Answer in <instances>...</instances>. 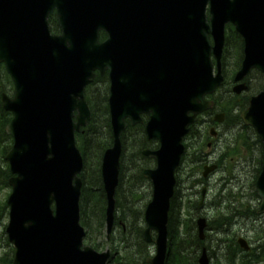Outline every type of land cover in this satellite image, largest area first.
Segmentation results:
<instances>
[{
  "label": "water",
  "instance_id": "1",
  "mask_svg": "<svg viewBox=\"0 0 264 264\" xmlns=\"http://www.w3.org/2000/svg\"><path fill=\"white\" fill-rule=\"evenodd\" d=\"M54 11L60 34L50 29ZM228 23L245 42L235 81H243L253 68L264 72V0H0V62L15 84L14 97L2 95L4 109L14 115L6 128L14 139L6 156L12 173L6 230L14 248L12 264H107L110 259V250L84 246L80 223L83 157L75 133L91 120L84 92L96 70H109L111 80L114 144L102 164L107 233L114 226L126 119L136 124L149 114L147 137L160 146L143 151L157 163L144 170L153 184L144 236L152 242L153 231L157 233V253L148 262L166 264L183 139L196 116L213 106L205 96L224 80L221 58ZM101 30L108 34L104 42ZM247 89L240 83L233 91ZM241 117L255 128L264 149V91L250 98ZM216 167L206 166L204 176ZM256 188L263 213L264 160ZM207 225L205 217L198 220L201 239ZM239 242L249 249L245 239ZM199 263L210 264L206 248Z\"/></svg>",
  "mask_w": 264,
  "mask_h": 264
},
{
  "label": "rangeland",
  "instance_id": "2",
  "mask_svg": "<svg viewBox=\"0 0 264 264\" xmlns=\"http://www.w3.org/2000/svg\"><path fill=\"white\" fill-rule=\"evenodd\" d=\"M229 26L230 24H227L226 34L229 32ZM228 47L229 50L224 53V58H222V66L227 71V75L237 70L242 60L241 51L238 50L235 39L230 41ZM260 78L261 76L257 71H253L247 79L251 83L252 90L240 96L235 105L226 107L227 105H224L222 102L218 105L221 108L228 109V114L232 113L235 116L237 114V118H231L228 122L225 121L221 124L219 135L216 139H213L210 133L205 131L203 127L204 121L208 117L210 118L209 114L205 113L201 116V122L193 130L195 135L186 139V143L190 147L189 152L185 153L181 167L177 170L175 201L177 203V209L179 207V217L190 218L194 215V221L200 216L207 217L210 228L207 229L208 237L205 244L208 247L211 264H229L227 262V255L232 252V246L234 245V241L231 239L235 238V240H238L239 237H245L251 247L254 248L260 243V241H256L255 236L264 235V214H257L260 199L256 196L255 187V180L260 173L262 165L263 153L260 144L254 141L257 137L255 131L244 127L239 121V114L248 107V103L244 107L241 106L240 102L244 100L243 98L245 96L257 95L264 89V85L262 84L264 79ZM229 83L230 80L217 92V94H224L223 100L226 103H232L233 101L230 100L231 96L227 92ZM5 84L7 85L5 87L9 91L8 93L14 95V84L9 79H6ZM107 91L101 83L95 86V92L98 94V98L101 93L108 96L109 88ZM97 107L100 113V110L105 109L100 105H97ZM8 123H6L5 127L0 124V202H2L1 200L7 201L11 193V187L2 186V184H5L1 182L2 180L6 181L4 169H6L8 163L5 160V156L13 145L12 138L2 133V130L6 132ZM231 125L232 127L230 128ZM131 129V131H128V129L125 132V153L120 170V182L122 174L124 175V179L120 187V194L116 196L117 200L120 201V206L117 207L116 211L117 215L122 216L124 219L127 218L128 222L132 221L129 215L131 208L142 210L152 199V184L141 174L139 175V170L142 171L143 168L156 166L154 160L147 161L148 159L138 156L141 148L140 143L144 139L140 131L134 128ZM203 135L205 138H211V141H216L218 148L215 149V145L209 147L207 141L204 144L198 142ZM148 145L150 148H156L158 143L157 141H149ZM5 149L7 150L6 152H4ZM139 159L141 160L140 162L138 161ZM216 159L221 161V168L218 172L213 173L209 179L204 181L202 179L203 166L209 164V160L215 161ZM89 164L91 167L90 172L92 173V168H96L97 164L93 156L90 158ZM200 179L204 181V184ZM198 180L199 182H197ZM203 187H207L209 192L205 201L200 205L201 190ZM0 209L2 211L1 207ZM88 210L91 213L85 219L91 229V235L94 237L95 231L97 232L98 214L95 207L90 206ZM225 218L230 219V223L221 225L220 222L224 221ZM7 224V216H0V258L13 259V247L9 243L6 233ZM126 225H129L130 228L129 223H126ZM142 225L145 226V223H142ZM121 230V226L115 229L113 236L116 239H119L122 233ZM103 232L105 238V227ZM195 233H197V226H195ZM106 242L97 250L105 251L107 247H110V244L107 245ZM130 243L134 244V249L139 250V244L135 240H130ZM85 244L93 245L89 242L88 237L85 240ZM144 244L142 245L144 253L147 251L150 256H153L156 251L155 244L146 242ZM200 247L201 245H199ZM241 255L239 254V256ZM0 264L6 263L2 261Z\"/></svg>",
  "mask_w": 264,
  "mask_h": 264
},
{
  "label": "trees",
  "instance_id": "3",
  "mask_svg": "<svg viewBox=\"0 0 264 264\" xmlns=\"http://www.w3.org/2000/svg\"><path fill=\"white\" fill-rule=\"evenodd\" d=\"M50 25L51 30L55 33H60L61 27L59 25L58 19L56 15L50 16ZM229 32L227 34V42L228 46L232 39H241V37L234 31V28L230 25ZM107 36L105 33H101V39H105ZM227 46L226 52L229 50ZM240 66V65H239ZM238 66V68H239ZM236 70L232 71L231 74L228 73L227 75V82L230 80L233 81L234 73ZM227 73V72H226ZM229 77V78H228ZM264 78V75L262 76ZM6 79L12 83L10 76L6 72L5 66L0 63V124L5 127L6 123L9 122L11 119V114L4 111L2 108L1 103V94L3 92H9L5 86ZM101 83L105 86L106 91L109 88V78L107 75L105 76H98L97 79L87 87L86 89V98L92 110V120L90 124L83 128L81 132L76 134L77 143L79 148L82 151L84 157V169L82 171L81 177L83 182L82 187V196H81V213L83 216V225L86 227L88 232V240L91 242L96 248H100L104 245V232L103 229L105 227V219H106V207H107V198L106 193L104 191L102 176H101V160L102 156L107 148L112 146L113 144V131L110 123V116H109V109H108V96L101 93L98 98V94L95 92V86ZM3 84V85H2ZM1 86H4L1 88ZM101 92V91H100ZM228 94L231 96L230 100H233L232 103H228L227 107L231 105L237 104V97L232 96L230 85L228 89ZM108 93V91H107ZM99 99V100H98ZM244 100L241 102V106H246L248 103V97L246 96L243 98ZM97 105L103 106L105 109L100 110ZM237 106V105H236ZM234 114L231 113V116L237 118V116H233ZM139 131L142 134L144 133V129L142 126H139ZM2 133L7 136L6 132L2 130ZM124 137L123 135V154L121 157V166H122V159L125 153L124 148ZM144 141L141 142V148L149 146V141L146 139V136L143 135ZM140 148V149H141ZM7 150L5 149L4 152ZM141 152V151H140ZM94 157L97 161L96 168L90 167V158ZM143 158V157H142ZM149 164V162H148ZM93 166V164H91ZM6 175L5 180H2L5 185L8 186V179L11 176L9 172V166L7 165L6 169H4ZM143 171V169H142ZM142 171L139 170V175L142 174ZM124 175H121V182L117 190V194H120V187L123 184ZM0 207V216L5 217L8 205L5 200H1ZM95 207L97 211V232L95 231V237L91 235V229L89 224L87 223L85 217L90 215V211L88 210L89 207ZM120 206V201L117 200V207ZM179 207L177 209V203L175 201V197L172 199L171 209H170V220H169V248L170 253L168 257L167 264H198V248L197 246L200 243L197 233H195V226L196 223L193 219L192 215L190 218H181L179 217ZM95 211V210H94ZM126 211V209H125ZM144 211L145 208L135 209L131 208L129 210V215L132 218L131 222H128L127 218H123L122 216L116 217V224L120 225L119 222H126L130 224L127 225L126 232L121 230L122 233L120 234L119 238L123 241V251L119 250V247H112L115 252H118V256L113 260L112 264H147V251L144 253L143 248V231L144 226ZM256 213V212H254ZM230 223V219L225 218L224 221H221L220 224H228ZM220 225V226H221ZM123 228V227H122ZM255 237L260 239V243L256 248H254L251 252H244L242 249L239 248L238 243L235 239H231L234 241V245L232 246V252L228 253L227 255V262L229 264H264V235H256ZM130 240H135L139 244V250L134 249V244L130 243ZM145 245V244H144ZM239 254H242L239 256ZM5 262L6 264H11L12 259L5 257L0 258V262Z\"/></svg>",
  "mask_w": 264,
  "mask_h": 264
},
{
  "label": "flooded vegetation",
  "instance_id": "4",
  "mask_svg": "<svg viewBox=\"0 0 264 264\" xmlns=\"http://www.w3.org/2000/svg\"><path fill=\"white\" fill-rule=\"evenodd\" d=\"M216 113H217L216 111L209 112L208 114H209L210 117H212V119L208 117V118L204 121V123L206 124V127H209L210 129H211V128H214V129L217 131L216 136H218V134H219V130H220V124H218V123H216V122L214 121V116H215ZM212 115H213V116H212ZM225 119H226V115H225ZM216 136H214L213 139H216V138H215ZM203 137H204V136H202L201 138H203ZM206 140H207V143H208V145H209L210 147H213V146L215 145V149L218 148V144H217L216 141H211V140H212L211 138H206ZM218 159H219V158H218ZM218 159H216L215 162L217 163V165H218V167H219V169H220L222 163H221V161L218 160ZM209 161H211V160H209Z\"/></svg>",
  "mask_w": 264,
  "mask_h": 264
},
{
  "label": "bare ground",
  "instance_id": "5",
  "mask_svg": "<svg viewBox=\"0 0 264 264\" xmlns=\"http://www.w3.org/2000/svg\"><path fill=\"white\" fill-rule=\"evenodd\" d=\"M138 161L140 162L141 160L139 159Z\"/></svg>",
  "mask_w": 264,
  "mask_h": 264
}]
</instances>
